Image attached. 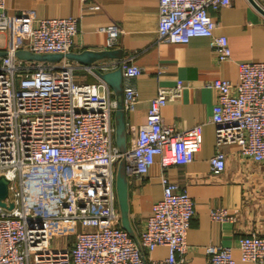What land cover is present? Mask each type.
<instances>
[{
	"label": "built area",
	"instance_id": "built-area-1",
	"mask_svg": "<svg viewBox=\"0 0 264 264\" xmlns=\"http://www.w3.org/2000/svg\"><path fill=\"white\" fill-rule=\"evenodd\" d=\"M0 0V178L6 196L0 204V264H186V235L194 202L184 186L168 180L165 171L191 163L203 140V124L175 129L166 125L161 109L181 96L183 84L160 87L149 101L145 122L120 152L114 144L115 101L96 71L121 67L123 105L132 112L138 102L136 78L142 69L128 60L83 67L96 83L72 78L75 66L21 61L17 50L34 54L70 52L77 34L75 17L40 18L34 10L8 16ZM258 6L264 0H253ZM231 0H158V42L188 44L207 38L218 63L231 60L226 36L215 34L210 12ZM107 34V48L117 45L119 30ZM238 82L215 78L210 122L215 154L210 171L226 168L224 145L234 144L243 158L264 161V61L239 62ZM101 89V91H100ZM158 159L162 195L151 206L136 239L120 223L115 191L118 163L124 160L128 184L145 182ZM211 220L232 221L223 208ZM71 223L70 237L52 242L53 232ZM165 247L164 260L152 252ZM240 260L264 264V234L238 239ZM207 264H235L232 248L220 243L204 250Z\"/></svg>",
	"mask_w": 264,
	"mask_h": 264
},
{
	"label": "crops",
	"instance_id": "crops-1",
	"mask_svg": "<svg viewBox=\"0 0 264 264\" xmlns=\"http://www.w3.org/2000/svg\"><path fill=\"white\" fill-rule=\"evenodd\" d=\"M261 5L264 8V2ZM23 10H34L40 18L75 17L78 30L71 52L117 49L122 53V60L142 69L135 80L138 102L134 111L125 112L126 148L138 127L145 122L149 101L156 96L157 90L182 82L181 96L165 105L161 116L166 125L175 129L203 124L202 145L194 160L165 171L168 180L184 186L194 202V216L186 235L185 262L207 264L205 247L220 243L232 248L235 264H253L240 260L237 241L245 235L264 234V161L255 163L243 158L238 147L231 144L221 148L226 157V168L222 173L213 174L209 163L216 151L214 125L210 122L216 93L210 83L215 78H222L236 84L239 62L264 61V16L250 0H231L230 6L210 12L217 23L215 34L226 36L231 49V60L221 63L216 61L207 38H193L184 45L158 42V0L5 1L8 16ZM109 26L120 32L113 48H107V34L99 31V28ZM62 61L75 66L72 73L75 82H97L83 68L85 65L78 62L62 59L53 64ZM119 61L104 59L91 66ZM107 87L114 100L112 89ZM160 175L156 159L145 182L131 180L128 184L129 219L135 236L140 233L152 204L161 198ZM213 208L226 209L232 221H212L210 212ZM166 256L165 247H158L151 254L153 260H164Z\"/></svg>",
	"mask_w": 264,
	"mask_h": 264
},
{
	"label": "water",
	"instance_id": "water-1",
	"mask_svg": "<svg viewBox=\"0 0 264 264\" xmlns=\"http://www.w3.org/2000/svg\"><path fill=\"white\" fill-rule=\"evenodd\" d=\"M253 6L264 16V9L258 6L253 0H250ZM6 54L5 51H0V57ZM17 59L21 61H33L43 63H57L62 59L78 62L85 66H91L92 63L104 59L122 60L123 56L120 50L117 49H103V50H83L81 52H68L65 54H34L28 50H17L15 52ZM98 76L112 89L115 100V109L113 113V127H114V144L120 152L126 149V123L125 110L123 105V78L122 69L118 67L115 70L100 72L96 71ZM7 181L0 178V204L6 196ZM115 191L117 197V204L120 211V223L124 230H126L133 238L136 239L135 233L129 219V186L125 173V163L121 160L118 163L115 178Z\"/></svg>",
	"mask_w": 264,
	"mask_h": 264
},
{
	"label": "rangeland",
	"instance_id": "rangeland-1",
	"mask_svg": "<svg viewBox=\"0 0 264 264\" xmlns=\"http://www.w3.org/2000/svg\"><path fill=\"white\" fill-rule=\"evenodd\" d=\"M69 228H71V223L69 224L68 222H64L59 229L53 232L52 242H55V240H57L59 237H65V236L70 237L71 238L70 240H72L75 233L70 232Z\"/></svg>",
	"mask_w": 264,
	"mask_h": 264
}]
</instances>
